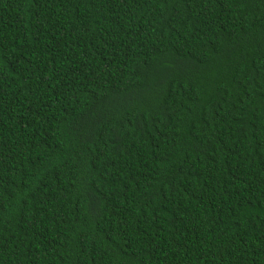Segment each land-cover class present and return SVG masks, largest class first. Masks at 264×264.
Listing matches in <instances>:
<instances>
[{
	"label": "trees",
	"instance_id": "obj_1",
	"mask_svg": "<svg viewBox=\"0 0 264 264\" xmlns=\"http://www.w3.org/2000/svg\"><path fill=\"white\" fill-rule=\"evenodd\" d=\"M0 264H264V0H0Z\"/></svg>",
	"mask_w": 264,
	"mask_h": 264
}]
</instances>
